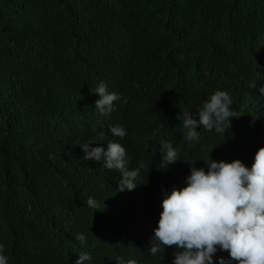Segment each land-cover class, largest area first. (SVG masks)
<instances>
[{"label":"trees","instance_id":"16d2710c","mask_svg":"<svg viewBox=\"0 0 264 264\" xmlns=\"http://www.w3.org/2000/svg\"><path fill=\"white\" fill-rule=\"evenodd\" d=\"M112 75H124L121 92L135 97L127 161L129 170L144 167L132 191H118L119 172L80 157L82 144L107 132L93 90ZM260 86L264 0H0V243L8 264H74L82 252L92 258L86 264H172L176 246L149 254L163 192L186 187L190 168L209 155L251 167L264 147ZM216 90L229 92L240 117L185 140L178 116L198 118ZM164 142L179 152L167 168Z\"/></svg>","mask_w":264,"mask_h":264},{"label":"clouds","instance_id":"9594fccd","mask_svg":"<svg viewBox=\"0 0 264 264\" xmlns=\"http://www.w3.org/2000/svg\"><path fill=\"white\" fill-rule=\"evenodd\" d=\"M123 76L112 75L93 90L99 96L93 108L99 115L108 117L107 132L97 133L102 137L100 142L80 146V157L85 161L100 162L105 169L120 173V192L137 187L135 181L144 167V162L132 170L128 167L132 134L138 126L131 118L135 97L132 94L124 97L121 92ZM251 87L257 89L255 84ZM131 90L134 92L133 84ZM258 91L264 96V86ZM119 115L124 119L119 120ZM196 116L188 111L178 116L181 127L186 130L184 139L189 142L199 139L197 128L219 132L240 117L233 110V97L223 90L210 94L197 109ZM121 121H129L132 130L127 132ZM140 149L143 150V145ZM160 155L163 167L167 168L178 161L179 152L171 143L164 142ZM185 184L186 187L163 192L162 212L149 254L155 257L165 246H176L172 264H264V147L256 152L250 168L239 159L231 163L217 162L209 155L204 167L190 168ZM87 204L96 207L92 198ZM76 238L83 242L85 235L78 234ZM4 247L0 243V264H8ZM225 251L228 258L217 257L218 252ZM91 259L82 252L74 264H86ZM116 264L139 262L118 257Z\"/></svg>","mask_w":264,"mask_h":264}]
</instances>
